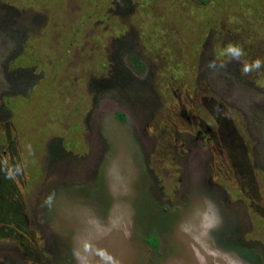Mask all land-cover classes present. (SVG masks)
I'll list each match as a JSON object with an SVG mask.
<instances>
[{
    "label": "rangeland",
    "instance_id": "374dc122",
    "mask_svg": "<svg viewBox=\"0 0 264 264\" xmlns=\"http://www.w3.org/2000/svg\"><path fill=\"white\" fill-rule=\"evenodd\" d=\"M228 43L264 60V0H0V264H264V69H208Z\"/></svg>",
    "mask_w": 264,
    "mask_h": 264
},
{
    "label": "clouds",
    "instance_id": "9594fccd",
    "mask_svg": "<svg viewBox=\"0 0 264 264\" xmlns=\"http://www.w3.org/2000/svg\"><path fill=\"white\" fill-rule=\"evenodd\" d=\"M221 56L225 59L223 60H209L206 62V67L212 71H220L227 68V64L236 61L240 63V72L241 75L247 76L250 75L252 72L256 71L259 72L261 69H264V60L260 58H255L252 60L242 59L245 56L244 49L239 46L238 44L228 43L223 51L221 52ZM0 171L4 172L5 179H15L17 174H19L22 169L19 166L15 167H5L0 169ZM54 193L49 194L45 198V204L51 205L54 199Z\"/></svg>",
    "mask_w": 264,
    "mask_h": 264
}]
</instances>
